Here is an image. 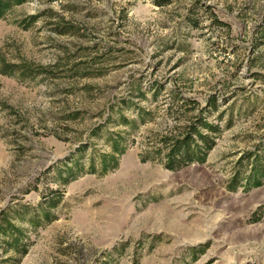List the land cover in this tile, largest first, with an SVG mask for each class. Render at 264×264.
Segmentation results:
<instances>
[{"label": "rangeland", "instance_id": "obj_1", "mask_svg": "<svg viewBox=\"0 0 264 264\" xmlns=\"http://www.w3.org/2000/svg\"><path fill=\"white\" fill-rule=\"evenodd\" d=\"M2 63L32 72H0V224L27 244L0 233V264H264V185L227 188L264 153V0H28L0 20ZM211 99L205 164L142 162ZM108 133L118 168L64 184L61 162L86 146L89 169Z\"/></svg>", "mask_w": 264, "mask_h": 264}, {"label": "trees", "instance_id": "obj_2", "mask_svg": "<svg viewBox=\"0 0 264 264\" xmlns=\"http://www.w3.org/2000/svg\"><path fill=\"white\" fill-rule=\"evenodd\" d=\"M27 1L0 0V20L12 8L22 5ZM167 3L168 1L157 2L158 6H164ZM31 70L27 66L8 63H2V67L0 68V72L3 75H13L16 72H21L22 75L27 76L28 72H32ZM138 91L140 90L138 89ZM122 102L126 103L125 100ZM187 105L189 103H186L184 106ZM191 109H185V111L188 113ZM218 110L219 105L217 101L211 99L208 102V107L200 111L197 116L189 118V124L187 123L183 127L178 126L175 130L170 131L168 135L161 137L160 142L163 144V147L148 152L142 157V162L156 161L159 158L165 168L170 171H178L194 163L205 164L211 151L217 145V137L222 132L219 124L209 121L210 117L218 112ZM143 113L146 114L145 111ZM144 114H142V124L146 123ZM222 116L219 115L218 118L221 119ZM119 118L121 124L134 126L137 123V120L129 121L120 113ZM100 130L98 128V131ZM108 135L107 141L111 151L109 153L99 154L97 159L92 157L89 161V169H85L84 163L80 161L82 158L81 151L86 146L78 148L75 154L61 162L64 171L59 170L58 173L60 177L64 178V184L70 183V181L79 177L83 172L86 173L85 170H88L87 172L91 174L104 175L118 168L120 157L127 150L126 138L120 135V133H108ZM260 152L262 151H260V147L258 146L255 151L249 152L241 157L237 164L238 169L227 186L229 191L237 192L242 188L243 191L249 192L252 189L260 188L264 185V153ZM262 208L264 206L260 207L254 213V217L260 213ZM45 216L51 221L50 213L46 212ZM3 217V222L6 225L4 226V223L3 225L0 224V233L6 235L5 243L9 246L6 251L14 250L20 256L25 255L27 253V244L24 241L25 235L23 230L13 223L12 217L7 212L3 213ZM254 220L259 221L260 219L256 218Z\"/></svg>", "mask_w": 264, "mask_h": 264}]
</instances>
